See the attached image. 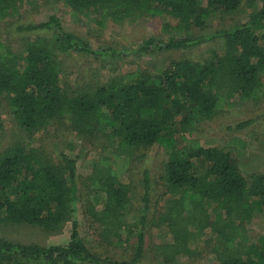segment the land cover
Here are the masks:
<instances>
[{
	"label": "trees",
	"instance_id": "1",
	"mask_svg": "<svg viewBox=\"0 0 264 264\" xmlns=\"http://www.w3.org/2000/svg\"><path fill=\"white\" fill-rule=\"evenodd\" d=\"M35 1L0 0V23L19 17L23 6ZM59 1L75 16H94L102 29L109 23L161 18L162 31L170 35L168 42L151 39L145 45L165 52L217 41H224L225 50L213 51L203 63L172 61L157 75L136 70L115 76L94 91L70 93L61 83L59 57L100 53L65 31L57 16L20 28L51 32V37L27 41L22 53L12 51L0 36V96L28 135L0 152V224L51 233L72 224L70 240L61 246L0 239V264H143L150 178L145 173L141 215L129 214L128 222L131 189L122 175L134 150L155 146L167 155L164 181L171 196L158 215L159 228L169 237L156 249L158 260L168 264L192 257L197 253L194 246L211 231L218 243L216 264H264V236L252 241L246 230L254 215L264 217V174L245 177L234 157V151L245 150L247 143L228 138L226 146L208 147L194 138L198 125L235 106L232 99L248 103L264 97V0ZM243 4L249 11L243 24L196 35ZM65 119L80 139L109 143L103 156L92 161L87 183L92 201L85 212L99 228L103 244L122 245L135 238L128 263L93 253L80 236L75 218L77 159L62 153L54 163L31 145L35 134ZM248 125L241 123L236 129Z\"/></svg>",
	"mask_w": 264,
	"mask_h": 264
},
{
	"label": "rangeland",
	"instance_id": "2",
	"mask_svg": "<svg viewBox=\"0 0 264 264\" xmlns=\"http://www.w3.org/2000/svg\"><path fill=\"white\" fill-rule=\"evenodd\" d=\"M248 14L249 11L243 4L235 13L211 22L206 30L196 35L208 36L221 29L243 24L248 19ZM53 15L60 19L65 31L79 37L91 50L100 53L98 56L72 53L59 57L62 64L61 83L70 93L94 91L106 85L113 77L136 70L157 75L164 72L172 61L189 59L203 63L211 58L213 51L223 54L225 50L224 41H217L165 52L157 46L145 45L151 39L168 42L170 35L162 31L161 18L149 17L135 23H109L106 29H102L94 16H75L59 0H37L25 4L19 17L0 23L1 39L12 51L22 53L27 41L51 37V32L20 31V28L47 22ZM232 102L235 103L233 108L198 125L194 138L208 147L226 146L228 138L245 141V150L234 151L241 172L245 177L264 174V97L256 102L237 103L236 99H232ZM245 122H249L246 128L236 129L237 125ZM228 128L234 130L232 134ZM27 139V133L21 130L13 117V110L5 98L0 96V152L8 145ZM96 140L97 142L82 137L80 139L65 119L57 120L42 132L35 134L31 145L41 150L54 163L59 161L62 153L77 159L79 200L75 218L79 223L80 236L93 253L119 263H128L132 259L135 238L130 237V241L122 245L103 244L99 237V228L91 224L85 212V208L92 201V194L87 190L92 161L102 157V149L109 146L106 139ZM131 156V164L122 175L131 189L132 210L126 214L127 221H130L129 214L139 217L141 215L144 207L142 182L145 173H148L151 190L150 212L146 214V222L150 225L146 229V254L143 264H166L158 260L160 250L156 249L169 240L158 225V215L164 211L171 199L164 181L167 155L155 146L134 150ZM71 225L70 221L59 232L51 233L36 227L0 224V239L20 245L61 246L70 240ZM246 230L252 241L264 236V217L254 215L247 222ZM206 233L202 238L204 242L194 246L197 253L192 257L185 256L167 263L216 264L217 237L211 231Z\"/></svg>",
	"mask_w": 264,
	"mask_h": 264
}]
</instances>
